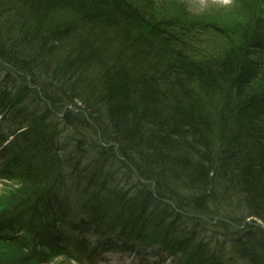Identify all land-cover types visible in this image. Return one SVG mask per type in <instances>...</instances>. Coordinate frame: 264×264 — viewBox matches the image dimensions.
<instances>
[{"label": "trees", "instance_id": "trees-1", "mask_svg": "<svg viewBox=\"0 0 264 264\" xmlns=\"http://www.w3.org/2000/svg\"><path fill=\"white\" fill-rule=\"evenodd\" d=\"M247 8L242 22L217 30L224 47L208 50L151 0H0V113L20 143L10 155L25 185L0 205V243L12 249L0 264L60 255L48 237L61 219L49 210L178 264H264V21ZM29 98L39 112L24 116ZM69 127L87 137L58 146ZM84 160L123 162L138 177L113 194L159 200L154 211L105 217L76 199L75 183L52 172L78 173ZM169 199L190 226L170 214Z\"/></svg>", "mask_w": 264, "mask_h": 264}, {"label": "rangeland", "instance_id": "rangeland-1", "mask_svg": "<svg viewBox=\"0 0 264 264\" xmlns=\"http://www.w3.org/2000/svg\"><path fill=\"white\" fill-rule=\"evenodd\" d=\"M154 6V9L161 14L166 15L173 19L172 21L174 23L182 24L184 28L193 34V40L195 42H199V45H203L202 48L206 49H214V50H221L224 47V43L226 38L217 30L224 29L230 27L231 25L235 24L236 22H242L244 19L248 17V9L247 5L249 7L255 6V9H259L260 12L263 14L258 16L260 19L264 21V0H151ZM248 11V12H247ZM163 13V14H162ZM190 24H193V26H190ZM215 25V26H213ZM186 31V30H185ZM11 84V83H10ZM24 100L23 103V112L24 116L28 113H35L39 109V104H37L36 100L34 103H32V100ZM0 103V111L1 106ZM74 108L73 106H71ZM77 107V106H76ZM81 108V107H80ZM83 110V107L81 108ZM74 110H78L75 109ZM39 112V111H38ZM43 111L40 110V117H43ZM39 116H37L38 118ZM7 116L5 117V119ZM43 118H41L42 120ZM8 126L4 125L2 122H0V129H2V133L4 134L7 131ZM12 128V127H11ZM74 128V127H70ZM69 128V129H70ZM66 130L67 135L62 136V138L59 139L58 146L63 147H70L71 146V140L69 137L72 135L75 138L80 137L81 133L84 131V127H80L79 129L75 130ZM92 132V131H91ZM88 133H84L87 137ZM100 134H103L102 131H100ZM104 135H106L104 133ZM98 138L97 136H95ZM10 139V138H9ZM69 139V140H68ZM88 139H90L88 137ZM94 140H96L94 138ZM90 141H92L90 139ZM22 144V143H21ZM96 144H99L96 142ZM102 144V143H100ZM109 146L110 143H105ZM112 144V143H111ZM110 144V145H111ZM11 148L14 150L20 149V143L17 145V140L11 139ZM114 148H116V144H113ZM71 148V147H70ZM3 153L0 151V157L5 153L10 154L9 152H6L2 150ZM111 151V150H109ZM112 152V151H111ZM16 153H13L12 156L8 157L7 160L9 161L8 164H6L7 170H14L13 172L17 173V167H14V169L11 167V164H17L16 161ZM15 155V156H14ZM109 155V154H108ZM4 157V156H3ZM15 158V159H14ZM14 159V162H13ZM91 167L83 168V171L87 172V170ZM77 174H81V172H78ZM25 187L24 183H22L21 180L18 178L15 180H10L5 182L3 179H0V205L9 201L16 199L17 196H19L20 192ZM182 192V191H181ZM185 194V192H182ZM246 224H252L248 221V219L245 220ZM249 222V223H248ZM245 223V222H244ZM243 224V223H242ZM237 224H226V226H229V228L233 229V231H236ZM206 229V226H204ZM210 228V227H209ZM227 229L229 232L231 229ZM210 232V229L207 231ZM208 237H210V233L208 234ZM73 247V245H70ZM8 254H12V249H10V246H7L3 243H0V260L6 259ZM99 255L97 254L93 257L92 260H84L76 250H71L70 256L74 260H70L69 258L65 256H58L54 257L51 261L48 262V264H129L128 259H123L122 257L113 254L109 257L108 260H104L103 262L99 263L98 258ZM104 255H101V258H103ZM224 263H228L227 258H225L224 255H221ZM158 259H160L158 256L156 259H149L148 264L152 263L153 261L156 262ZM11 260V259H10ZM8 260V261H10ZM135 262V260H132ZM142 264V263H138Z\"/></svg>", "mask_w": 264, "mask_h": 264}, {"label": "bare ground", "instance_id": "bare-ground-1", "mask_svg": "<svg viewBox=\"0 0 264 264\" xmlns=\"http://www.w3.org/2000/svg\"><path fill=\"white\" fill-rule=\"evenodd\" d=\"M70 129L72 130L74 128H70ZM83 135L84 134L81 133L82 138ZM41 157L42 156H39V158ZM80 164L81 165L78 168V172H81V174H77L75 168H74L75 172L73 174L67 173L64 170V168L55 169L52 172L55 179L59 183L62 184L75 183L73 188L75 190L74 194L76 199L80 197L89 198L93 201V203L95 202L103 206L104 208L102 214L105 217H109L114 214L121 213L122 211L125 210H134L136 212L145 213V214L154 211V208L159 200L151 203H140L137 202L139 199L137 201L132 200L119 192L115 191L113 194L115 188L117 189L118 187L135 184L136 183L135 177L136 176L138 177V175L135 176L134 174H131L123 162L120 164L118 163L108 164L101 162L100 165H97V163H91L84 160L81 161ZM90 166L91 168H89L85 174L83 168ZM130 168L131 170H135L131 166ZM97 170L100 171L99 179L97 181L92 180V177ZM76 182L80 186H78ZM143 195L144 193H141L140 197ZM169 204H170V208H169L170 214L175 219H178L180 223H182V225H184L185 227L190 226L185 222V219L183 218L181 211L178 210V208L175 206L174 202L171 199H169ZM187 204H192V202L189 200L187 201ZM49 212H52L53 215L57 218L65 215V213H61V214L54 213L52 210H49ZM36 215L37 212L31 209V218L35 219ZM191 223L193 222L191 221ZM166 225L161 226L162 232H168V228Z\"/></svg>", "mask_w": 264, "mask_h": 264}]
</instances>
